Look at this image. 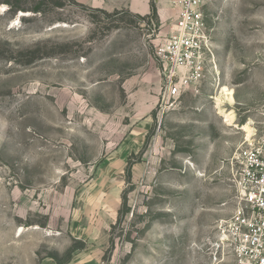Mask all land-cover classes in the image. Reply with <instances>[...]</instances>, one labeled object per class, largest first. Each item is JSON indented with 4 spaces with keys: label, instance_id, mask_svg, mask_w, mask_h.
Instances as JSON below:
<instances>
[{
    "label": "rangeland",
    "instance_id": "1",
    "mask_svg": "<svg viewBox=\"0 0 264 264\" xmlns=\"http://www.w3.org/2000/svg\"><path fill=\"white\" fill-rule=\"evenodd\" d=\"M152 3L0 0V264H237L216 226L264 134V0H203L216 65L169 102Z\"/></svg>",
    "mask_w": 264,
    "mask_h": 264
},
{
    "label": "built area",
    "instance_id": "2",
    "mask_svg": "<svg viewBox=\"0 0 264 264\" xmlns=\"http://www.w3.org/2000/svg\"><path fill=\"white\" fill-rule=\"evenodd\" d=\"M177 19L155 53L168 72L163 98H178L198 91L207 65L213 68L212 38L205 20L203 0H173ZM232 182L236 207L216 226L219 246L230 251L237 264H264V134L252 137L233 159Z\"/></svg>",
    "mask_w": 264,
    "mask_h": 264
},
{
    "label": "bare ground",
    "instance_id": "3",
    "mask_svg": "<svg viewBox=\"0 0 264 264\" xmlns=\"http://www.w3.org/2000/svg\"><path fill=\"white\" fill-rule=\"evenodd\" d=\"M222 91H225V92H227V93H226L227 95H230V94H232V93H231V91H229V90H228V89H226L225 87H223V88H222ZM250 124H251V121H250V122H248L247 124L243 125V127H242V128H245L246 130H249V132H251V131H252V128H251ZM247 140H249V138H248Z\"/></svg>",
    "mask_w": 264,
    "mask_h": 264
},
{
    "label": "trees",
    "instance_id": "4",
    "mask_svg": "<svg viewBox=\"0 0 264 264\" xmlns=\"http://www.w3.org/2000/svg\"><path fill=\"white\" fill-rule=\"evenodd\" d=\"M151 10H152L153 13H155L157 11V8L155 6V0H153Z\"/></svg>",
    "mask_w": 264,
    "mask_h": 264
}]
</instances>
